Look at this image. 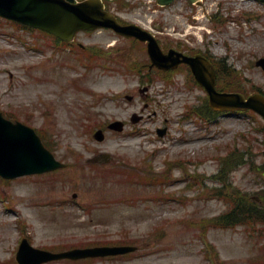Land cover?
I'll use <instances>...</instances> for the list:
<instances>
[{"label":"rangeland","instance_id":"rangeland-1","mask_svg":"<svg viewBox=\"0 0 264 264\" xmlns=\"http://www.w3.org/2000/svg\"><path fill=\"white\" fill-rule=\"evenodd\" d=\"M129 1L134 6L117 9L119 15L151 25L161 43L181 40L216 58L226 56L255 87L264 88V70L254 64L264 55L263 3L177 0L158 7L153 0L146 16L137 2ZM188 29L200 35H185ZM51 40L0 20V109L43 128L52 151L68 166L0 180V264H17L13 254L22 226L38 246L119 239L138 245L127 256L46 264H264V225L221 228L207 221L228 211L235 197L264 205V134L256 117L190 110L204 111L200 106L206 93L199 85H186L185 69L172 73L170 83L157 76L148 93H140L143 83L132 69L146 59L145 51L109 30L78 36L85 46L110 49L116 59L93 67L73 52H54L52 43L46 45ZM176 97L177 103L171 100ZM133 112L143 118L132 122ZM113 119L125 121V130L106 131L102 142L94 141V128ZM163 126L166 132L159 136L157 128ZM233 148L247 154L225 174V156ZM99 151L114 160L93 172L84 158ZM123 162L136 166L123 170ZM130 170L164 179L142 185L135 174L130 182Z\"/></svg>","mask_w":264,"mask_h":264},{"label":"water","instance_id":"water-1","mask_svg":"<svg viewBox=\"0 0 264 264\" xmlns=\"http://www.w3.org/2000/svg\"><path fill=\"white\" fill-rule=\"evenodd\" d=\"M161 3H167L171 0H159ZM103 5L100 0H79L73 3V0H0V15L14 18L32 26H38L54 33H58L65 38H70L73 32L79 28H93L99 25L113 26L126 33H134V26L120 27L117 21L108 13L102 10ZM198 68V78H200L212 91V73L208 61L199 56L191 58ZM226 100H234V95H222ZM258 101L264 109L263 98L257 96L250 102ZM24 134L34 136L33 132L23 128L20 124H11L0 117V153L4 154L5 160L17 158L31 169L38 168V165L32 161V146L24 142ZM20 136V137H19ZM19 137V138H18ZM50 166L54 163L51 157L47 155ZM39 158V153H35ZM131 247L113 246V247H95L83 250H75L73 253H51L44 250L32 249L22 259L23 264H37L41 261L60 257L86 256L97 254H115L121 253ZM21 261V260H20ZM21 263V264H22Z\"/></svg>","mask_w":264,"mask_h":264},{"label":"trees","instance_id":"trees-1","mask_svg":"<svg viewBox=\"0 0 264 264\" xmlns=\"http://www.w3.org/2000/svg\"><path fill=\"white\" fill-rule=\"evenodd\" d=\"M241 207V208H240ZM263 210H256L254 208H248L243 204L236 203V207L230 211L229 216H233L234 218H240L239 216H244L247 218V216L253 215H260V217L263 216ZM242 218L237 219L235 221H240Z\"/></svg>","mask_w":264,"mask_h":264}]
</instances>
